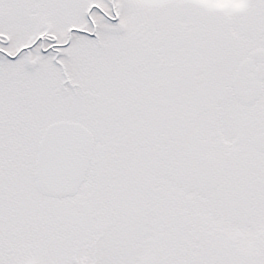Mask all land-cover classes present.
<instances>
[{
    "label": "snow or ice",
    "instance_id": "snow-or-ice-1",
    "mask_svg": "<svg viewBox=\"0 0 264 264\" xmlns=\"http://www.w3.org/2000/svg\"><path fill=\"white\" fill-rule=\"evenodd\" d=\"M0 264H264V0H0Z\"/></svg>",
    "mask_w": 264,
    "mask_h": 264
}]
</instances>
